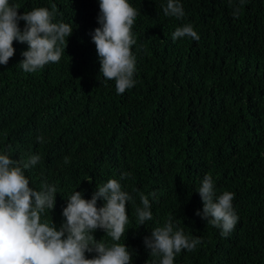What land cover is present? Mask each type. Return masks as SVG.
I'll list each match as a JSON object with an SVG mask.
<instances>
[{"label":"trees","instance_id":"1","mask_svg":"<svg viewBox=\"0 0 264 264\" xmlns=\"http://www.w3.org/2000/svg\"><path fill=\"white\" fill-rule=\"evenodd\" d=\"M128 2L139 13L132 28L136 84L117 94L92 42L99 0H9L20 14L56 4L53 22L70 24L73 33L60 61L34 73L19 65L28 45L14 41V56L0 65V154L40 155L25 175L37 190L44 180L57 185L54 210L75 190L130 172L120 181L133 197L120 243L132 252L131 264L158 261L143 241L169 216L202 238L174 264H264V0H245L235 19L229 0H180L182 19L163 14L167 0ZM189 23L199 41H173L176 28ZM206 174L217 194H235L239 220L226 238L195 214ZM140 193L149 195L153 214L141 226Z\"/></svg>","mask_w":264,"mask_h":264},{"label":"clouds","instance_id":"2","mask_svg":"<svg viewBox=\"0 0 264 264\" xmlns=\"http://www.w3.org/2000/svg\"><path fill=\"white\" fill-rule=\"evenodd\" d=\"M244 3L245 0H239L233 5L229 0L234 19L240 16ZM99 9V27L91 36L101 65L100 73L105 80L115 81L117 94H123L136 84L133 46L137 41L132 28L139 13L128 0H99ZM18 10L9 0H0V65H7L14 56V41L28 45L19 64L27 73H34L49 62H59L73 28L62 21L53 22L57 5L53 3L51 9L36 7L23 14ZM163 14L177 19L185 16L180 0H167ZM20 21L25 22L23 29ZM185 36L200 39L190 23L177 27L172 39L176 41ZM37 140L43 143L44 137L39 136ZM40 159L38 154L18 160L11 158L7 151L0 154V264H131L132 252L120 241L128 224L127 205L133 197L123 190L120 181L132 174L124 172L119 180L89 185L87 190L93 193L90 197L88 191H83L84 198L83 192L75 190L54 210L57 185L44 180L37 190L30 187L25 175ZM63 162L70 163V157L65 156ZM196 192L203 208L195 214L220 229L222 237H228L239 220L232 203L235 194L227 190L217 194L211 174L203 177ZM139 195L142 206L136 207L135 213L141 226L153 219L149 195L157 198V194ZM97 229L103 231L95 238L93 233ZM143 242L149 256L159 258L153 264H174L178 253L196 250L202 238L187 235L169 216Z\"/></svg>","mask_w":264,"mask_h":264}]
</instances>
